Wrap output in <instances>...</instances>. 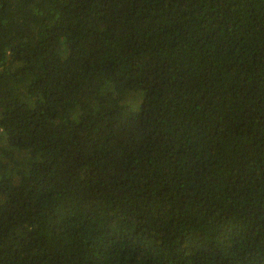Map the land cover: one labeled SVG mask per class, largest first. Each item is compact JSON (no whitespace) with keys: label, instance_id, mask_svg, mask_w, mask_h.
<instances>
[{"label":"trees","instance_id":"16d2710c","mask_svg":"<svg viewBox=\"0 0 264 264\" xmlns=\"http://www.w3.org/2000/svg\"><path fill=\"white\" fill-rule=\"evenodd\" d=\"M0 264H264V0H0Z\"/></svg>","mask_w":264,"mask_h":264}]
</instances>
